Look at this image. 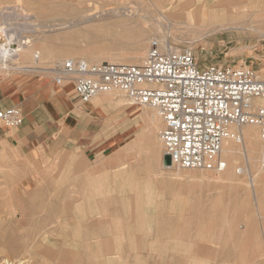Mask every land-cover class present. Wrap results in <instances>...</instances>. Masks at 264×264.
Instances as JSON below:
<instances>
[{"label": "rangeland", "instance_id": "rangeland-1", "mask_svg": "<svg viewBox=\"0 0 264 264\" xmlns=\"http://www.w3.org/2000/svg\"><path fill=\"white\" fill-rule=\"evenodd\" d=\"M181 1L0 0V28L32 43L28 62L9 63L0 81L50 82L51 69L67 59L125 62L143 41L140 65L154 37L190 47L201 68L245 65L264 73L257 66L264 60V0L215 1L241 29L208 35L200 45L190 44L181 25L196 8H179ZM107 95L121 98L126 123L136 122L135 135L144 134V146L128 151L132 221L95 220V204L81 207L76 179L51 177L65 162L66 169L73 168L74 161L37 163L36 156L21 158L0 142V264H264V182L257 199L250 189L256 173L264 175L259 148L257 160L250 161L240 143L234 144L239 158L232 173L243 167L253 179L219 180L223 173L177 170L165 165L160 117L159 131L143 119L144 112L156 110L129 106L121 92ZM230 182L238 188L231 189Z\"/></svg>", "mask_w": 264, "mask_h": 264}, {"label": "built area", "instance_id": "built-area-1", "mask_svg": "<svg viewBox=\"0 0 264 264\" xmlns=\"http://www.w3.org/2000/svg\"><path fill=\"white\" fill-rule=\"evenodd\" d=\"M51 71L57 86L72 84L82 104L121 92L129 106L156 110L163 125V156L177 170L224 172L225 141L233 136L240 143L241 128L251 126L259 133L264 171V76L258 70L245 65L201 68L190 47L162 46L152 39L140 65L67 59ZM21 122L17 108L0 110L1 128L15 129ZM236 174L253 179L243 167Z\"/></svg>", "mask_w": 264, "mask_h": 264}, {"label": "crops", "instance_id": "crops-1", "mask_svg": "<svg viewBox=\"0 0 264 264\" xmlns=\"http://www.w3.org/2000/svg\"><path fill=\"white\" fill-rule=\"evenodd\" d=\"M215 1L220 0H183L179 8L216 7ZM257 66L264 70V60ZM72 89L53 79L0 81V110L17 108L22 119L15 129L0 127V142L21 158L36 156L37 163L74 161L73 168L66 169L65 162L51 177L76 179L81 207L95 204L99 222L132 221L128 151L144 146V134L135 135L136 122L126 123L121 98L102 95L82 104Z\"/></svg>", "mask_w": 264, "mask_h": 264}, {"label": "bare ground", "instance_id": "bare-ground-1", "mask_svg": "<svg viewBox=\"0 0 264 264\" xmlns=\"http://www.w3.org/2000/svg\"><path fill=\"white\" fill-rule=\"evenodd\" d=\"M181 2H183V1H181ZM191 4H192V2H191ZM217 8H218V6H217ZM221 11H223L224 13L219 15V13ZM225 16H226V14H225L224 10H221V9L219 10V9H216V7H209L207 5H204L202 8L198 7L192 13L187 14V17H185L186 19L183 20V23L181 24L183 26L182 30L185 34L188 33L187 37L190 38V44L191 45H193V44L200 45V44L204 43V39L208 35H213L216 32H221L222 30L226 31V30H236V29L240 30L241 29V26H238V27L235 26L233 19L226 18ZM166 26H168V25H166ZM0 32L2 33V35H0V71H8L10 69V67L8 65L9 63L20 64V62L21 63L28 62L27 60H29L28 58H29V54H30V51L32 48L31 47L32 43L30 41H28L27 39H25L23 41V39L19 38V36L17 34L10 33L11 31L6 30V28H0ZM254 32H255V30H254ZM152 39L159 40L162 46L167 44V42H170L168 40L169 38L167 39L165 37H163V38L154 37ZM142 43H143V41H141L137 46H135V48L129 53V55L125 56L126 57L125 62H123V57H122L118 61H113V64H118V63L123 64L124 63V64L135 65V66L137 64H139V60L141 58H143L141 56L142 51L144 49V45ZM146 54H147V52H146ZM146 54H145V56H146ZM39 55H40V52H36L32 56V59L35 61V63L40 61ZM17 68L21 69V70L28 69L27 67H24V66H20ZM50 74H51V72H50ZM259 74L264 76L263 72H260ZM105 95H107V94H105ZM142 116H143V119L145 118L149 122V124L151 125V127L153 129L152 131H155V130L159 131V129H160V126L158 125L159 124V120H158L159 117H158L156 111L154 113L144 112L142 114ZM160 121H161V119H160ZM148 133H150L152 136V132L149 131ZM239 133H240L239 136H240L241 142H240V144H238V146H239L240 152H242V150H243V155L250 161L257 160V158L254 157V154H256L258 152L257 151L258 148H259V154H260V148H261V144H260V141L258 139L257 129L255 127L245 126V128L244 127L241 128V131ZM149 137H150V135H149ZM236 141L237 140H235L234 137L232 136V137L228 138L224 143V148L222 150V156L227 158V160H228L227 166L228 167L225 169L224 172H222L223 174H221L219 176L217 175V179H219V180L225 179V180H231L232 181L236 178V175H238V174H235V170H234V174L231 171V168L233 167V165H235L236 161L239 158V157H237L238 149H236V147L234 146V144H236ZM259 164H260V162H259ZM261 173H262V171H261ZM259 175L260 174L256 173V176L254 177L255 180L253 181V182L256 181V184L252 183V186L250 188L252 190L251 194H253L256 197V199H257V195L260 193L259 184L264 182V175H262L260 178H259ZM217 183H218V181H217ZM230 186H231V189L234 188V190H236L238 188L237 185H235L233 182L231 183ZM95 220H97V218ZM81 228H82V226H81ZM109 237H111V235Z\"/></svg>", "mask_w": 264, "mask_h": 264}, {"label": "water", "instance_id": "water-1", "mask_svg": "<svg viewBox=\"0 0 264 264\" xmlns=\"http://www.w3.org/2000/svg\"><path fill=\"white\" fill-rule=\"evenodd\" d=\"M165 159V165H169L170 164V160L168 158H164Z\"/></svg>", "mask_w": 264, "mask_h": 264}]
</instances>
